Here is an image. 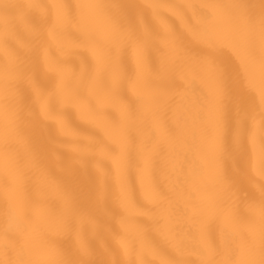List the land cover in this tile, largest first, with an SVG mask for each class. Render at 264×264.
Here are the masks:
<instances>
[{"label": "snow or ice", "instance_id": "6c2138e0", "mask_svg": "<svg viewBox=\"0 0 264 264\" xmlns=\"http://www.w3.org/2000/svg\"><path fill=\"white\" fill-rule=\"evenodd\" d=\"M195 45L215 56L193 58ZM0 54V264H119L95 258L105 232L136 256L127 264H264V0H0ZM68 106L103 120L117 148L72 128ZM37 107L59 125L43 155L25 134ZM68 128L73 140L59 139ZM134 132L142 199L127 177ZM92 152L119 163L116 190L85 179L52 202L48 154L78 176ZM139 217L173 250L149 243Z\"/></svg>", "mask_w": 264, "mask_h": 264}, {"label": "bare ground", "instance_id": "6f19581e", "mask_svg": "<svg viewBox=\"0 0 264 264\" xmlns=\"http://www.w3.org/2000/svg\"><path fill=\"white\" fill-rule=\"evenodd\" d=\"M17 2H26V0H17ZM36 3L48 4L52 3L53 0H34ZM64 3L75 5L77 3L84 2H95V3H111V2H120V3H146L149 0H63ZM171 3H200L203 0H168ZM219 2H229V0H219ZM244 3H258L259 0H241ZM145 16L147 19L151 20L150 12H145ZM179 27V25H177ZM23 31V30H22ZM24 38L27 40V34L24 33ZM193 58H197L202 55H207L208 57L215 56V53L212 49L205 45H195L192 50ZM0 59H2V54H0ZM126 64L129 69H131L133 65L132 54L129 52L126 55ZM42 66V62H41ZM126 95L129 99H135V93L131 88H128L126 91ZM249 101L258 104V96L255 92L249 94ZM36 118L37 124L34 128L30 130H26V136L28 139V145L36 152L40 154H44L45 150L48 148L52 139L57 138L53 135V130L56 133L59 131V125L55 123V121L51 118L46 119L43 114L40 113L39 108H36ZM65 111L70 113V123L72 128H75L81 134H92L95 137L99 138L105 145L110 148H117V141L112 138L107 131V127L103 120L93 118L88 114L86 106L77 109L76 107L68 106ZM104 111L108 113L111 117L118 119L120 112L119 107L116 104H108L105 106ZM72 128H68L65 130V134L63 136H59V139L64 140H73ZM133 141L136 148L133 150L131 154V167L128 170L127 177L131 181V183L135 186L137 197H140V177L136 172V164L140 162L139 156V145L141 143V138L137 133H133ZM85 142V141H80ZM20 150H24V145H20ZM162 148H166V145H161ZM118 150V149H117ZM49 156V173H48V185L49 187L45 190V195L54 203L59 204V196L56 191V186L60 185L64 189H66L70 194L79 195L80 185L83 183L85 179L91 181L95 184H103L107 182V184L115 191L116 190V177L118 168L120 167L119 163L111 156V155H102L98 152H92L84 157L86 162V168L79 169V165H73V167L79 169L80 175L71 176L67 171V165H64L62 162H57L55 157ZM246 166L247 159L243 162ZM226 167L231 169L232 162L226 161ZM257 199H259L260 193L258 187L253 188ZM35 193V189H34ZM0 204H2V194H0ZM142 225L146 228V237L147 241L151 244H154L160 248L168 249L169 251L173 250L174 244L169 238H167L164 234L158 231L151 220L147 217H139ZM213 235L216 241L219 240V230L220 226L218 223H214L212 225ZM88 226L85 225V233L87 235ZM112 231L117 233L118 235L122 234V230L120 229L118 224L112 225ZM103 239L109 249L108 253H105L102 248L99 249L96 259H114L119 262V264H127V261L132 259H136L134 254L128 255L125 254L124 247L121 245L119 239L114 238L110 233H102ZM53 239H60L59 237H53ZM187 259L198 260L199 257L194 255H186Z\"/></svg>", "mask_w": 264, "mask_h": 264}]
</instances>
